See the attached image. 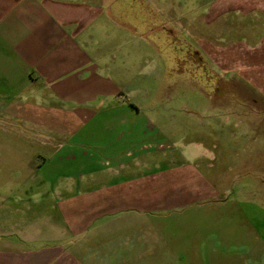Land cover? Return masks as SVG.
Returning a JSON list of instances; mask_svg holds the SVG:
<instances>
[{"label":"crops","instance_id":"obj_1","mask_svg":"<svg viewBox=\"0 0 264 264\" xmlns=\"http://www.w3.org/2000/svg\"><path fill=\"white\" fill-rule=\"evenodd\" d=\"M127 1L0 0V115L30 144L0 168V264H264V130L213 116L198 158L146 150L167 120L122 108ZM135 1L264 96V0Z\"/></svg>","mask_w":264,"mask_h":264},{"label":"rangeland","instance_id":"obj_2","mask_svg":"<svg viewBox=\"0 0 264 264\" xmlns=\"http://www.w3.org/2000/svg\"><path fill=\"white\" fill-rule=\"evenodd\" d=\"M115 15L132 35L140 38L127 43L128 68L119 91L122 108L126 106L133 119L161 116L167 120L155 123L167 125L168 132L149 134L143 142L146 150L158 151L159 156L181 150L189 159L195 155L198 158L197 151L207 142L200 131L213 116L225 120L220 122L225 133L234 129L232 125L239 132L264 130V96L252 84L237 77H227L229 82L225 85L227 79L216 76L211 58L209 68L201 65V46L196 42L198 33L194 28L191 33L184 31L187 35L170 38L161 28L160 20L135 0H128ZM241 21L234 20L240 23L239 32L232 33L235 42L241 41ZM258 28L259 25L255 29ZM22 128L14 119L0 115V168L4 175L10 167L19 170L26 167L27 156L18 151L30 144L15 133Z\"/></svg>","mask_w":264,"mask_h":264}]
</instances>
